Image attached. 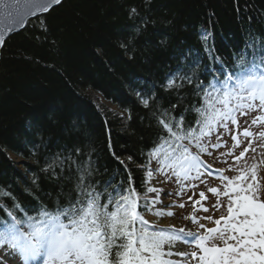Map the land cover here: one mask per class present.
<instances>
[{
    "label": "trees",
    "instance_id": "obj_1",
    "mask_svg": "<svg viewBox=\"0 0 264 264\" xmlns=\"http://www.w3.org/2000/svg\"><path fill=\"white\" fill-rule=\"evenodd\" d=\"M45 15L46 33L26 27L0 53V190L12 193L0 204L8 210L66 200L69 173L54 178L41 169L77 148L90 154L101 186H127L130 171L143 192L146 169L137 164L157 135L152 111L179 104V116L196 99L187 83L165 92L166 79L177 71L198 82L223 78L241 53L248 61L264 56V0H63ZM133 36L129 49L120 47ZM137 91L156 93L151 109ZM9 153L24 160L23 170Z\"/></svg>",
    "mask_w": 264,
    "mask_h": 264
},
{
    "label": "snow or ice",
    "instance_id": "obj_2",
    "mask_svg": "<svg viewBox=\"0 0 264 264\" xmlns=\"http://www.w3.org/2000/svg\"><path fill=\"white\" fill-rule=\"evenodd\" d=\"M62 3L0 0V46L26 27L38 26L46 33L45 14ZM138 15L131 7L129 18ZM141 30L134 29L136 34ZM209 35L202 32L200 39L206 42ZM134 38L120 47L129 49ZM185 83L196 99L179 116L174 112L179 104L171 109L157 104L152 111L157 135L137 164L146 169L143 192L130 171L127 186L114 179L101 186L90 154L79 148L74 155L53 156L41 171L54 178L69 173L64 178L73 186L67 199L58 198L53 207L41 202L31 212L18 202L15 210L0 204L5 210L0 218V264H7L5 257L18 264H264V56L248 61L241 53L222 79L213 74L211 80L198 82L177 71L161 87L169 92ZM136 95L144 108H152L155 92ZM205 156L223 167L213 168ZM157 177H162L160 183L177 185L175 195H186V200L164 204L162 197L173 193L153 186ZM9 196L12 193L0 190V197ZM189 205L192 210L179 217L172 210ZM145 214L189 221L195 231L188 225L157 227ZM177 244L186 247L174 251Z\"/></svg>",
    "mask_w": 264,
    "mask_h": 264
},
{
    "label": "rangeland",
    "instance_id": "obj_3",
    "mask_svg": "<svg viewBox=\"0 0 264 264\" xmlns=\"http://www.w3.org/2000/svg\"><path fill=\"white\" fill-rule=\"evenodd\" d=\"M112 108L115 109L114 107H112ZM117 112L121 113V111H117ZM252 115H255V113H253ZM242 119L243 120H247L248 117H243ZM225 138L228 139L229 142L231 143L230 137H225ZM221 151H223V149H221ZM237 151H239V149ZM9 156L14 162L17 163L18 169L19 170H23V167H24L23 166V162H24V160H22L21 158L17 157L16 155H14L12 153H9ZM204 159L208 162V164H210L214 168L223 167L222 164L214 162L211 157L205 156ZM152 166H154V165H152ZM226 174H228V173H226ZM161 179H162V177H157L156 179H153L151 181V184L153 186L157 187V188H162L165 193H167V192L173 193V195L171 197H166V196L162 197L163 200H164V204H170V203H172V200H174V199L176 200L177 204H179L183 200H186V195L182 196V197H177L175 195V193L180 190L177 185H175L174 183H168V184L160 183ZM210 183L215 184V183H218V182L210 180ZM201 187H203V186H201ZM188 194H190V193H188ZM150 195H154V194H150ZM205 203H207V202H205ZM162 206L163 205H158V207H162ZM172 210L175 211L177 213V217H179L181 215V213L187 214L192 209H191V207L189 205L185 209H180V208L177 207V208H174ZM199 215H206V214L201 212V213H199ZM145 219L150 221V222H152V223H154L157 227H165L166 228L169 225H175L177 228H179L181 226H185V225L191 226L189 221H183V220L178 219V218L164 217V218H161V219L157 220V218L155 216H153L151 214H146L145 215ZM191 227H192V230L195 231V227L194 226H191ZM184 246L185 245H183V244H177L175 246V248H174V251L183 250ZM173 258L179 259V257H173ZM4 259H5V261H7V264H18L17 261L9 260L8 257H5Z\"/></svg>",
    "mask_w": 264,
    "mask_h": 264
},
{
    "label": "bare ground",
    "instance_id": "obj_4",
    "mask_svg": "<svg viewBox=\"0 0 264 264\" xmlns=\"http://www.w3.org/2000/svg\"><path fill=\"white\" fill-rule=\"evenodd\" d=\"M56 7V6H55ZM20 32V31H19ZM18 33V32H17ZM13 35V34H12ZM11 36V35H10ZM9 36V37H10ZM6 41V40H5ZM3 47V46H2ZM0 53H1V51H0ZM229 74V73H228ZM227 75V74H226ZM222 79V78H221ZM208 163V162H207ZM152 167H155V165L154 166H152ZM214 168V167H213ZM211 180V179H210ZM213 181V180H212ZM217 182V181H216ZM146 215V214H145ZM186 246H184V248H185Z\"/></svg>",
    "mask_w": 264,
    "mask_h": 264
},
{
    "label": "water",
    "instance_id": "obj_5",
    "mask_svg": "<svg viewBox=\"0 0 264 264\" xmlns=\"http://www.w3.org/2000/svg\"><path fill=\"white\" fill-rule=\"evenodd\" d=\"M9 36H10V35H9ZM9 36H7L6 39H7ZM6 39H5V40H6ZM1 48H2V46H0V51H1Z\"/></svg>",
    "mask_w": 264,
    "mask_h": 264
}]
</instances>
